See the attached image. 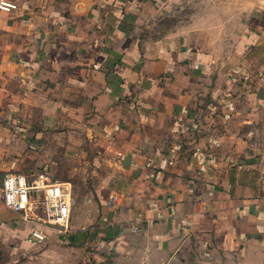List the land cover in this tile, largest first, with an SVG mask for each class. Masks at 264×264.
Returning a JSON list of instances; mask_svg holds the SVG:
<instances>
[{"label": "crops", "instance_id": "1", "mask_svg": "<svg viewBox=\"0 0 264 264\" xmlns=\"http://www.w3.org/2000/svg\"><path fill=\"white\" fill-rule=\"evenodd\" d=\"M9 1L0 184L75 206L33 246L0 199V264H264V0Z\"/></svg>", "mask_w": 264, "mask_h": 264}, {"label": "built area", "instance_id": "2", "mask_svg": "<svg viewBox=\"0 0 264 264\" xmlns=\"http://www.w3.org/2000/svg\"><path fill=\"white\" fill-rule=\"evenodd\" d=\"M17 5L9 0H0V10L11 12ZM0 199L15 212L25 215L36 213L40 224L32 231L29 242L40 246L48 241L46 228L67 229L72 219L75 201L69 185L52 180L48 173L41 172L27 177L15 172H7L0 184ZM56 231V232H57Z\"/></svg>", "mask_w": 264, "mask_h": 264}]
</instances>
